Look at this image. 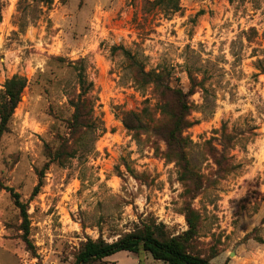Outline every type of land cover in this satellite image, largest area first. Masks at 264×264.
<instances>
[{"label": "rangeland", "instance_id": "374dc122", "mask_svg": "<svg viewBox=\"0 0 264 264\" xmlns=\"http://www.w3.org/2000/svg\"><path fill=\"white\" fill-rule=\"evenodd\" d=\"M153 1L0 0V90L27 81L0 137V264H73L86 240L146 226L182 236L186 207L198 215L191 253L264 264V0ZM80 72L92 112L72 134ZM142 72L185 93L188 74L201 84L183 134L192 179L150 131L135 141L122 125L145 108L158 117ZM64 146L73 157L58 160ZM5 188L27 209L32 248ZM91 264L162 263L119 252Z\"/></svg>", "mask_w": 264, "mask_h": 264}, {"label": "trees", "instance_id": "16d2710c", "mask_svg": "<svg viewBox=\"0 0 264 264\" xmlns=\"http://www.w3.org/2000/svg\"><path fill=\"white\" fill-rule=\"evenodd\" d=\"M51 2L52 0H44L46 6H49ZM151 4L172 11L177 8V0H154ZM142 74L147 79L148 84H151L159 91L160 98L156 105L158 117L154 118L150 110L145 108L139 114H125L122 119V125L128 132L132 133L135 141H138L137 138L140 135L150 131L155 138L164 143L166 158L175 162L180 170L181 180L192 179L194 174L185 158L184 147L186 140L183 134L195 124L189 119L192 111L189 97L194 93L193 87L201 84L197 83L195 77L188 74L191 89L185 93L181 89H173L165 85V77L161 73L144 74L142 72ZM77 80L82 92L75 100L70 101L72 115L69 129L72 134L79 133L80 128L88 126L87 120H89L92 112V103L86 96L88 92L84 89L86 84L81 72L78 74ZM26 85V79L19 76H12L4 82L0 90V137L7 131L8 123L20 102ZM90 86V84L86 85L88 88ZM201 90H204V88L201 87ZM56 155L58 160H64L65 156L73 157L67 146L59 150ZM39 188L40 183L34 187L32 195L38 194ZM5 190L10 194L14 206L19 211L22 221V240L28 248H32L28 239L29 217L27 209L12 189L5 188ZM185 219L188 227L187 231L182 236L173 238L165 237L159 228L146 226L141 232L127 234L113 243H106L101 238L95 241L88 239L81 246L73 264H91L119 252L137 256L146 253L152 260L162 264H210V259L193 254L188 250L189 243L197 232L198 215L189 207H186Z\"/></svg>", "mask_w": 264, "mask_h": 264}, {"label": "built area", "instance_id": "2783aa9c", "mask_svg": "<svg viewBox=\"0 0 264 264\" xmlns=\"http://www.w3.org/2000/svg\"><path fill=\"white\" fill-rule=\"evenodd\" d=\"M242 264H244V263H242Z\"/></svg>", "mask_w": 264, "mask_h": 264}, {"label": "crops", "instance_id": "0c3cea01", "mask_svg": "<svg viewBox=\"0 0 264 264\" xmlns=\"http://www.w3.org/2000/svg\"><path fill=\"white\" fill-rule=\"evenodd\" d=\"M129 254V253H128Z\"/></svg>", "mask_w": 264, "mask_h": 264}]
</instances>
